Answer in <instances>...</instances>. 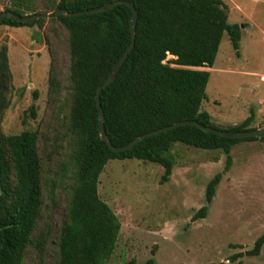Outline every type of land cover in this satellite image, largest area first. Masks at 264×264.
Listing matches in <instances>:
<instances>
[{
    "label": "trees",
    "instance_id": "16d2710c",
    "mask_svg": "<svg viewBox=\"0 0 264 264\" xmlns=\"http://www.w3.org/2000/svg\"><path fill=\"white\" fill-rule=\"evenodd\" d=\"M22 0H14L2 11L25 15ZM115 0H56L51 9L68 12L93 9ZM133 4L137 18L134 45L117 70L114 80L103 87L99 102L103 127L113 146L158 128L182 120H194L204 126L229 131H246L254 112L241 122L221 128L212 124L210 115L200 110L207 98L205 88L209 72L197 67H211L223 33L238 50L241 29L228 23L223 0H126ZM132 12L124 4L104 11L70 16L59 14L55 20L68 34V86L70 105L66 129L74 141L71 168L67 175V204L57 237V259L54 264H107L120 229L117 216L97 191L99 175L111 159H137L156 163L163 168L160 182L169 180L175 164L172 146L220 150L226 157L224 170L231 162L230 149L241 141L261 137L227 138L206 132L194 125H178L170 130L145 137L131 148L111 150L100 138L97 87L102 84L121 54L129 46ZM44 18L19 22L1 18L0 25L10 27L42 26ZM174 56L165 62L166 55ZM170 62L176 64L171 66ZM6 46L0 47V264H22L32 245V232L41 218L45 185V150L39 149V132L25 129L6 134L2 119L9 105L11 89ZM57 74L48 77L49 95L60 93ZM35 95V94H34ZM35 116V107L29 108ZM65 170V169H64ZM57 175L58 173L55 172ZM221 173L206 184V204L192 216L203 218L215 195ZM54 189L50 197L53 201ZM264 244V232L246 253L257 255ZM43 252V246L40 247ZM41 263V262H40ZM133 264V262H130ZM146 264L156 263L150 258ZM209 264H225L224 262Z\"/></svg>",
    "mask_w": 264,
    "mask_h": 264
},
{
    "label": "rangeland",
    "instance_id": "374dc122",
    "mask_svg": "<svg viewBox=\"0 0 264 264\" xmlns=\"http://www.w3.org/2000/svg\"><path fill=\"white\" fill-rule=\"evenodd\" d=\"M13 2L0 0V11ZM52 2L22 0L20 8L29 15L51 9ZM223 2L227 21L240 26L241 38L234 50L223 33L212 66L197 67L209 72L207 98L200 110L221 128L241 122L252 111L251 126L264 127V80L260 79L264 75V0ZM44 19L42 26L0 25V47L6 46L12 78L2 130L15 134L36 129L39 149L47 154L41 218L22 264L56 262L74 144L64 121L70 105L68 34L58 21ZM173 58L167 54L165 62ZM51 67L61 85L55 97L49 95ZM172 154L175 164L166 182H160L163 168L153 162L111 159L104 165L98 195L120 223L107 264H146L150 258L160 264H264V244L257 255L246 253L264 232V143H235L226 171V157L220 150L175 143ZM217 173L221 178L205 217L192 220L206 204V184Z\"/></svg>",
    "mask_w": 264,
    "mask_h": 264
},
{
    "label": "water",
    "instance_id": "95a60500",
    "mask_svg": "<svg viewBox=\"0 0 264 264\" xmlns=\"http://www.w3.org/2000/svg\"><path fill=\"white\" fill-rule=\"evenodd\" d=\"M116 4H124L126 6H128L132 12V18L130 21V37H131V41L129 46L126 48V50L121 54V56L119 57V59L117 60V62L114 64L111 72L109 73V75L107 76V78L105 79V81L100 84L97 87L96 90V94H95V104L97 107V111H98V126H99V130H100V138L101 140L105 141L106 144L108 145V147L113 150V151H122L125 149H129L131 148L134 144H136L138 141H140L141 139L148 137V136H152L155 134H158L160 132L163 131H167L170 130L178 125H183V124H191L194 125L206 132L215 134V135H219V136H223V137H227V138H238V137H250V136H255V137H261L264 135V127H260V128H254L251 130H246V131H229V130H222V129H216V128H212L209 126H204L201 125L200 123H198L197 121L194 120H182V121H177L173 124L164 126L162 128H158L155 130H151L149 132H146L144 134H141L139 136H136L135 138H133L132 140H130L128 143L121 145V146H113L103 127V112H102V108L99 102V96H100V92L101 89L107 85H109L115 78L117 70L119 69V67L121 66V64L123 63V61L126 59L128 53L131 51L133 45H134V36H135V23H136V18H137V12L133 6L132 3L126 1V0H115L113 2H109L105 5L93 8V9H89V10H82V11H76V12H68L65 9H56L53 13L51 14H45V13H33V14H25V15H17L14 14L10 11H3L0 12V19L1 18H10V19H14L16 21L19 22H30L39 18H55L57 17L59 14H66V15H70V16H76V15H84V14H91V13H96V12H100V11H104L106 9H109L111 7H113Z\"/></svg>",
    "mask_w": 264,
    "mask_h": 264
},
{
    "label": "built area",
    "instance_id": "2783aa9c",
    "mask_svg": "<svg viewBox=\"0 0 264 264\" xmlns=\"http://www.w3.org/2000/svg\"><path fill=\"white\" fill-rule=\"evenodd\" d=\"M260 79H261V80H264V75L260 76Z\"/></svg>",
    "mask_w": 264,
    "mask_h": 264
}]
</instances>
